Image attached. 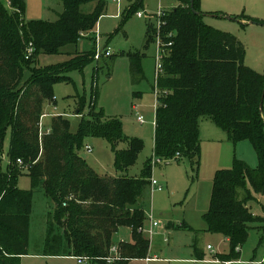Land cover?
Listing matches in <instances>:
<instances>
[{"label": "trees", "instance_id": "obj_1", "mask_svg": "<svg viewBox=\"0 0 264 264\" xmlns=\"http://www.w3.org/2000/svg\"><path fill=\"white\" fill-rule=\"evenodd\" d=\"M9 1L6 5L0 0V156L11 129V161L6 171L0 165V264H21L22 256L29 254L34 190L18 187L24 173L55 203L54 213H49L45 254L86 256L97 264L147 258L150 240L139 229L146 222L143 204L151 189L154 158L145 163L140 177H109L98 174L78 151L86 137H103L115 153L116 170L123 172L136 163L145 146L141 138L124 133L120 118L97 109L98 86L89 116H83L77 133L70 130L68 119L53 115L50 132L41 135V119L55 83L71 80L69 70L95 60L94 50L72 53L66 47L95 29L106 0H61L64 11L54 22L26 21L24 1ZM200 1L193 3L198 13L191 0H181V6L165 16L163 70L154 87L159 91L154 152L160 160H197L203 118L214 121L233 144L251 141L258 166L251 168L235 158L232 167L218 170L203 216L207 231L229 239L232 249L225 258L233 259L240 256L236 249L248 240L251 224L264 219L248 205L254 193L264 191V74L246 65L245 47L235 36L205 21ZM91 2L94 9L84 12L82 6ZM156 35V27L148 24L147 46ZM30 44L34 51L27 58ZM65 52L74 55L62 64L34 65L40 54ZM134 66L138 68L137 63ZM27 67L31 75L23 82ZM85 104L79 97L78 113ZM120 142H127V147L119 149ZM121 227L131 229L132 242L119 244L118 257L108 262L113 235Z\"/></svg>", "mask_w": 264, "mask_h": 264}, {"label": "rangeland", "instance_id": "obj_2", "mask_svg": "<svg viewBox=\"0 0 264 264\" xmlns=\"http://www.w3.org/2000/svg\"><path fill=\"white\" fill-rule=\"evenodd\" d=\"M3 1L6 5L10 3L9 0ZM23 1L26 21L54 22L64 11L61 0ZM161 3L164 11L170 13L173 8L181 6L182 2L120 0L118 3L115 0H106V10L95 29L78 44L66 47V50L72 53L88 50L96 52L99 45L103 54L109 50L111 55L92 60L82 68L69 70L66 75L71 80L55 83L53 98L46 103V115L41 119L42 133H46L50 128L53 115H62L68 119L70 130L77 133L83 116H89L93 91L98 86L97 109L103 111L107 117L120 118L123 131L129 138L137 137L144 141V149L136 163L128 170L118 172L115 168V153L107 139L86 137L78 151L100 175L140 177L145 163L156 158L154 137L157 96L154 87L158 45L156 39L147 46L146 37L148 24L151 27L158 25V18L153 13L159 11ZM95 5V2L87 3L82 9L84 12H90ZM200 5L204 13L213 16L207 15L205 21L212 27L235 36L245 47L246 65L264 74V0H201ZM139 11L143 12V16L138 15ZM164 21L167 22L165 17ZM163 29L164 27L161 32ZM73 55L66 52L40 54L34 65L62 64ZM135 63L138 65L137 69ZM30 75V68H25L23 82L27 81ZM81 96L85 98L86 104L83 111L78 113L77 103ZM134 105L145 117V122L137 121ZM200 125L201 145L197 160L162 159L155 164L151 161L150 180L156 178L163 188H151L145 195V226L149 227L151 213L155 220H159L160 225L155 228L152 236L143 233L150 240L148 255L152 257L151 261L130 260L128 264H218L211 260L218 259L219 254L231 253V243L226 241L221 233L204 230L206 222L203 216L211 204L217 171L230 168L235 158L244 161L251 168H256L259 164L258 155L251 141L247 139L236 144L226 139L229 144L226 146L219 143L221 139L227 138V133L211 119L203 118ZM10 142L11 129L7 132L3 155L0 156V165L4 171L8 169L11 161ZM85 145H91L92 151L88 152ZM117 147L124 149L127 142H120ZM18 187L34 190L29 255L21 260V264H79L74 256L45 254L49 213H54L55 203L42 188L34 187L32 177L27 173L20 175ZM248 205L256 216L264 217V192L254 193V198ZM261 220L263 221L251 224L248 240L240 250L236 249L240 256L237 255V258L233 259L224 256L225 260L233 262L232 264H254L264 257V242L260 243L264 219ZM57 230L62 232L63 228L57 227ZM122 242H132L131 229L128 227H121L113 235V246L121 245ZM196 250L203 253L202 258L198 259ZM109 256L117 255L110 252ZM86 264L97 263L89 261Z\"/></svg>", "mask_w": 264, "mask_h": 264}, {"label": "built area", "instance_id": "obj_3", "mask_svg": "<svg viewBox=\"0 0 264 264\" xmlns=\"http://www.w3.org/2000/svg\"><path fill=\"white\" fill-rule=\"evenodd\" d=\"M115 1L118 2V3L120 2V0H115ZM153 14H156V17L158 18V25L156 26L157 33H158L156 35V37H157V45H158V54L156 56V60H157L156 80H157L158 77L160 76L162 70H163V58L165 56L164 55L165 54V50L163 48L164 44H163L162 39H161V28H163L165 26V24H166V22L164 21V17L166 16V12L164 11V7H163L162 3L160 5V7H159V11H157L156 13H153ZM138 15L139 16H143V12L139 11ZM99 39H100V36H99ZM169 44L171 45L172 42H170ZM33 51H34V47L32 46V44H30L28 49H27L26 57L29 58L30 56H32ZM110 55H111V53H110L109 50L105 51V53L103 54L102 51L99 48V45L97 46V49H96V52H95V59L98 60L102 56H110ZM155 83H156V81H155ZM155 91H156V96H158L159 95L158 89L156 88ZM156 106H157V101H156L155 107ZM134 109L136 110L137 121H139L141 123L145 122L146 121L145 117L138 112V107L136 105H134ZM47 132H50V128L47 130ZM42 134H44V133L41 132V135ZM85 149L88 152H91L92 151V146L91 145H86ZM17 161H18V163L21 165V167L23 169H25L27 167V166L24 165L22 159H18ZM160 161H162V160L154 158L153 159V164H155L157 162H160ZM151 188H152V190H156V189L162 190L163 186L159 183V181L156 178L153 177L152 180H151ZM149 220H150L149 227L146 228V226L144 225L143 227H141L139 229V231L142 232V233H147V234L149 233L150 236H152L154 234V232H155L154 231L155 228H157L160 225V222H159V220H155L154 219L153 213L150 214ZM209 248L212 249V247L210 245H209ZM237 250H240V247H238ZM111 252L115 253L117 256L108 257L107 258L108 262H113L118 257L119 246H112ZM74 257L78 260L79 264H83V263H87L89 261H92V259L90 257H86V256H74ZM211 261L222 263V264H232L233 263V262L228 261V260L222 261L220 259H215V260H211Z\"/></svg>", "mask_w": 264, "mask_h": 264}, {"label": "crops", "instance_id": "obj_4", "mask_svg": "<svg viewBox=\"0 0 264 264\" xmlns=\"http://www.w3.org/2000/svg\"><path fill=\"white\" fill-rule=\"evenodd\" d=\"M200 3H201V1H200ZM200 7H201V5H200ZM201 10L203 11V12H205L203 9H202V7H201ZM231 14H235V13H231ZM237 14H240V13H237ZM207 17V16H206ZM209 17H211V16H209ZM213 17V16H212ZM202 121V120H201ZM200 134H201V125H200ZM226 139H227V141L228 142H231L230 141V139L228 138V135H227V138H224V139H221L220 141H219V143H221V144H223V145H229V144H227V142H226ZM232 143V142H231ZM232 167V166H231ZM224 169H226V168H224ZM206 228H207V225H206V227H205V229L204 230H206ZM207 231V230H206ZM126 239V238H125ZM125 239H122V241H125ZM225 239H226V241H228L229 242V239L228 238H226L225 237ZM121 240V239H120ZM29 255V254H28ZM46 255H48V254H46ZM196 255H197V257H198V259H200V258H202V256H203V253L202 252H200V251H198V250H196ZM25 256H27V255H25ZM25 256H22V258H21V260L25 257ZM49 256H52V255H49ZM54 256V255H53ZM224 256H226V254H219L218 255V259H220V260H222V261H224L225 259H224ZM71 257H73V256H71ZM151 259H152V257H150L149 255H148V257L147 258H145V259H132V260H144L145 262H148V261H151ZM264 261V257L260 260V261H258L257 263H259V262H263ZM92 262V261H91ZM211 262H213V261H211ZM251 261H249V263H250ZM215 263H218V262H215ZM83 264H86V263H83ZM218 264H222V263H218ZM244 264V263H243ZM246 264H248V263H246Z\"/></svg>", "mask_w": 264, "mask_h": 264}, {"label": "water", "instance_id": "obj_5", "mask_svg": "<svg viewBox=\"0 0 264 264\" xmlns=\"http://www.w3.org/2000/svg\"><path fill=\"white\" fill-rule=\"evenodd\" d=\"M191 3H192V8H193V11L194 12H197L195 9H194V6H193V3H194V0H191ZM198 13V12H197ZM205 15H209V16H212V14H206V13H204ZM214 16H217L218 14H213ZM225 17H227V18H231V17H229V16H225ZM232 19V18H231ZM252 22H254V21H252ZM263 103H264V94H263V100H262V103H261V110H263ZM264 192V191H263Z\"/></svg>", "mask_w": 264, "mask_h": 264}]
</instances>
